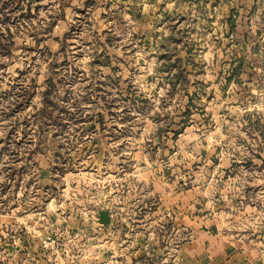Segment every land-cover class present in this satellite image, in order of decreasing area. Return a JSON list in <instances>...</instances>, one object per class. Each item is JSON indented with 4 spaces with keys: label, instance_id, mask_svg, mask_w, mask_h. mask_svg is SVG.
Instances as JSON below:
<instances>
[{
    "label": "rangeland",
    "instance_id": "rangeland-1",
    "mask_svg": "<svg viewBox=\"0 0 264 264\" xmlns=\"http://www.w3.org/2000/svg\"><path fill=\"white\" fill-rule=\"evenodd\" d=\"M81 7L0 0V264H264V0Z\"/></svg>",
    "mask_w": 264,
    "mask_h": 264
},
{
    "label": "crops",
    "instance_id": "crops-1",
    "mask_svg": "<svg viewBox=\"0 0 264 264\" xmlns=\"http://www.w3.org/2000/svg\"><path fill=\"white\" fill-rule=\"evenodd\" d=\"M81 2L82 7L78 10L89 14L94 11L96 6L99 13L103 16L121 18L123 21L137 23L140 27L145 21L149 20L154 22L162 21L164 23L173 17H197L199 15L196 4L202 0H73ZM211 2L224 1L226 5L233 3L234 0H209ZM254 2V0H253ZM31 6V5H30ZM183 6H187L185 9ZM64 12V11H63ZM198 13V14H197ZM64 14V13H63ZM62 14V15H63ZM62 15H59L62 17ZM230 10L226 16H231ZM51 22L46 29L50 32L55 24L58 22V15H50ZM170 18V19H169ZM139 23V24H138ZM146 23V22H145ZM144 23V24H145ZM110 30L117 31L118 26L113 24ZM47 97V93H46Z\"/></svg>",
    "mask_w": 264,
    "mask_h": 264
},
{
    "label": "water",
    "instance_id": "water-1",
    "mask_svg": "<svg viewBox=\"0 0 264 264\" xmlns=\"http://www.w3.org/2000/svg\"><path fill=\"white\" fill-rule=\"evenodd\" d=\"M100 221L102 223H109L111 222V216L107 210L102 209L100 211Z\"/></svg>",
    "mask_w": 264,
    "mask_h": 264
}]
</instances>
